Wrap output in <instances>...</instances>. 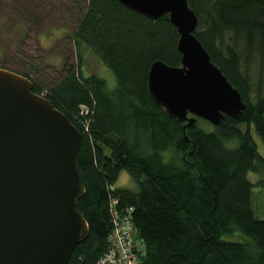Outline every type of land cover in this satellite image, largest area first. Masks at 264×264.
<instances>
[{"label": "trees", "instance_id": "16d2710c", "mask_svg": "<svg viewBox=\"0 0 264 264\" xmlns=\"http://www.w3.org/2000/svg\"><path fill=\"white\" fill-rule=\"evenodd\" d=\"M73 1L80 12L75 46L94 50L113 72L116 87L110 90L104 79L82 69H69L49 83L32 80L34 92L46 91L82 134L77 164L85 194L78 209L89 237L69 264H97L108 250L111 198L120 211L132 210L147 246L142 264H264V218L255 216V185L248 179L250 172L262 175L257 185L264 190V158L253 138L255 130L264 140V97L251 99L240 56L218 45L231 35L251 55L264 56V0H188L199 19L197 38L241 92L246 109L239 118L225 116L212 131L199 119L185 132V124L148 90L155 62L181 66L179 33L169 15L153 20L119 0ZM82 106L88 114H81ZM168 151L175 154L169 161ZM122 171L139 192L116 187Z\"/></svg>", "mask_w": 264, "mask_h": 264}, {"label": "water", "instance_id": "95a60500", "mask_svg": "<svg viewBox=\"0 0 264 264\" xmlns=\"http://www.w3.org/2000/svg\"><path fill=\"white\" fill-rule=\"evenodd\" d=\"M178 29L181 66L155 62L148 90L167 114L185 124L219 126L246 109L241 92L211 59L195 32L188 0H119ZM82 134L28 77L0 67V264H69L89 237L78 209L85 194L77 158Z\"/></svg>", "mask_w": 264, "mask_h": 264}, {"label": "rangeland", "instance_id": "374dc122", "mask_svg": "<svg viewBox=\"0 0 264 264\" xmlns=\"http://www.w3.org/2000/svg\"><path fill=\"white\" fill-rule=\"evenodd\" d=\"M80 12L73 0H0V67L19 72L41 83L60 79L69 69H82L86 76H99L108 88L114 90L116 79L98 54L88 48L80 50L74 43V33ZM235 37V36H233ZM223 40V41H222ZM218 45L235 49L240 56L241 70L248 76L251 99L264 97V56L249 52V46L227 35ZM46 95V91L42 94ZM200 125L207 131L214 126L207 122ZM253 138L259 154L264 158V140L254 130ZM236 143H231L230 147ZM175 154H164L169 161ZM262 175L250 172L248 179L253 187L252 207L257 219L264 218V190L258 186ZM116 187L139 192L140 187L132 176L122 171ZM243 235L240 240H244Z\"/></svg>", "mask_w": 264, "mask_h": 264}, {"label": "built area", "instance_id": "2783aa9c", "mask_svg": "<svg viewBox=\"0 0 264 264\" xmlns=\"http://www.w3.org/2000/svg\"><path fill=\"white\" fill-rule=\"evenodd\" d=\"M81 114H88L85 106L81 107ZM85 130H89L88 122L85 124ZM110 216L112 232L108 238L109 247L97 264H142L147 255V246L139 237L132 210L120 211L118 200L111 198Z\"/></svg>", "mask_w": 264, "mask_h": 264}]
</instances>
